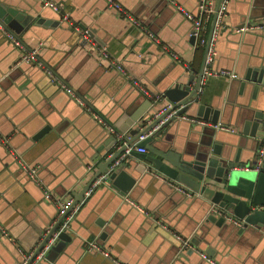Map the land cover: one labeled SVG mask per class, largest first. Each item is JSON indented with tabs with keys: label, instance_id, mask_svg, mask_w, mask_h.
<instances>
[{
	"label": "crops",
	"instance_id": "0c3cea01",
	"mask_svg": "<svg viewBox=\"0 0 264 264\" xmlns=\"http://www.w3.org/2000/svg\"><path fill=\"white\" fill-rule=\"evenodd\" d=\"M53 1L62 4L68 21L43 8L39 0H0L1 5L33 18L19 34L7 30L29 49L42 44L40 59L106 124L51 83L42 69L17 64L18 50L0 30V139L8 144L7 148L0 141V226L7 234L0 233V264H21L34 253L57 221L56 207L44 192L55 199L75 202L76 196L80 198L114 151H105L110 145L105 146L109 135L116 134L115 123L148 99L101 58L75 27L90 32V40L105 48L150 94L160 95L163 100L154 104L157 108L168 102L163 92L175 84L185 85L191 74L192 90L205 60L204 47L196 40L190 42L191 22L179 10L196 15L204 0H115L139 26L108 8L105 0ZM218 1L207 0L213 12ZM254 4L258 12L264 11V0H228L222 24L214 30L216 55L210 68L235 77L208 76L197 93L198 102L219 108L220 123L233 130H216L214 139L232 154L254 141L241 134L240 116L248 110L246 106H264V87L255 93L251 83L241 87L248 70L252 77L264 69V17L249 14ZM39 19L59 25H38ZM211 22L205 24L206 37ZM245 27L249 29L240 31ZM195 112L191 108L185 116L201 120ZM196 125L182 118L173 124L163 142L165 150L196 153L203 132L211 129L209 123ZM44 127L49 131L33 140ZM124 135L129 138L128 133ZM20 160L37 169L38 185L21 169ZM128 173L136 182L125 195L101 182V176L91 185L73 205L77 207L71 222L73 235L56 240L38 264H210L201 252L215 264H264V230L245 229L237 234L236 227L226 230L206 224L200 221V198L156 179L153 172ZM176 235L189 239L192 249H181ZM92 242L107 255L88 250Z\"/></svg>",
	"mask_w": 264,
	"mask_h": 264
},
{
	"label": "water",
	"instance_id": "95a60500",
	"mask_svg": "<svg viewBox=\"0 0 264 264\" xmlns=\"http://www.w3.org/2000/svg\"><path fill=\"white\" fill-rule=\"evenodd\" d=\"M220 3L221 0L218 1L212 13L211 27L204 47V59L215 30ZM255 8V4L249 8V14L254 13L257 16L264 17V11L258 12V9ZM32 20L33 18L19 13L16 9L0 4V21L6 29L13 33L19 34L22 32L24 27ZM36 23L48 26L59 25L58 21L49 23V21L45 22L41 19L37 20ZM61 26L68 28L63 24ZM71 28L74 29L72 26ZM89 34L91 35L90 32ZM195 40L193 36H190L191 43H195ZM108 64L110 65V62ZM18 66L20 65L15 64V67ZM203 68L204 63L192 90H190V86L194 76L191 74L185 85L175 84L163 92L164 98L172 103L171 108L161 111L160 108L156 107L157 105H154L149 99H145L146 104L140 105L132 113H125L115 123V127H117L115 133L123 135L128 133L129 138L123 136L118 139L115 135H109L105 147L110 145L111 148L108 147L105 151L112 149L114 151L108 154L102 166L99 167V171L93 174L81 191L80 198L79 196L75 197L73 205L83 199L84 194L100 176L103 177L101 182L125 195L136 182L128 172L132 173L134 170L136 174L143 176L149 171L162 176L173 186L189 190L194 196L200 198L202 201L200 204L202 210L200 221L206 224H214L215 227L226 230L230 227H236L237 234L243 233L245 229L264 230V106L263 108L252 107L251 103L246 106L248 110L240 116L242 121L241 134L254 138V141L250 143L246 140L247 145L241 146V149L236 148L235 153L232 154L229 148H223L222 142L214 140L218 134L212 125L221 124L219 120L221 111L219 108L208 107L198 102L197 91L202 80ZM246 83L252 84L253 93L264 87V69H258L252 77L248 70L241 87H244ZM191 108L196 109L195 114L198 119L209 123L211 126V129H206L203 132L204 136L199 142L200 147L197 152L187 153L183 150L178 154L173 148L165 150L167 146L163 142L167 141L168 130L182 116L187 115V111ZM152 110L155 111L151 112ZM134 125H137V127L132 128ZM196 126L199 127V124ZM47 131H49V127H44L33 136V140L39 139ZM150 131L153 132L149 136L137 142L139 136L148 134ZM228 146H232V143H228ZM133 147L143 149L145 152L139 153ZM128 148H132L128 156L113 166ZM101 150L103 149H99L98 152ZM246 150L250 152L248 157L243 156ZM102 156L104 154H101ZM95 159H99V157L95 156ZM130 159L137 161L136 164ZM59 223L60 220H57L48 231L46 230V235L34 251L33 258L56 231ZM69 234L70 236L73 235L72 223L70 232L60 233L57 240L68 239Z\"/></svg>",
	"mask_w": 264,
	"mask_h": 264
},
{
	"label": "built area",
	"instance_id": "2783aa9c",
	"mask_svg": "<svg viewBox=\"0 0 264 264\" xmlns=\"http://www.w3.org/2000/svg\"><path fill=\"white\" fill-rule=\"evenodd\" d=\"M42 4L43 8H48L50 10H52L53 12H55L56 14H58L61 17V20L63 21H68L67 19V13L64 12L62 4L57 3L53 0H39ZM171 1V0H170ZM105 2L108 5V8L113 9L115 12H117L118 14H120L121 16L129 19L134 25L139 26V23L136 20H133L130 15L122 8V6L116 2L115 0H105ZM228 4V0H222L220 3V6L218 8L217 11V18H216V23H215V28L221 23L222 24V18L224 17L225 13H226V7ZM179 8V7H178ZM179 10L183 13V15L191 22V32H190V36H193L196 41L199 43L200 46L205 47L206 43H207V37L205 36V24L208 22L209 16L212 15V10L211 7L209 6V3H207V0L201 2V4L198 6V11L196 15H193L185 10H182L181 8H179ZM251 28V27H250ZM75 29L77 31L80 32V34L83 37V40L87 43H89V45L95 49V51L97 52V54L103 58L106 59L107 61L110 62L111 67L115 68L120 74L124 75L127 80L130 81V83L132 84V86H134L135 88H137L138 91H140L145 97H147L153 104H158L160 103L163 99L160 95H153L150 94L141 84L139 81L135 80L134 78H132L131 76H129L126 71L124 70V68L122 67V65L117 62L116 60H114L113 58H111V56L108 54V52L106 51L105 48L97 46L95 44V42H93L92 40H90L89 38V33L86 30H81L78 27H75ZM247 27L245 28H241L240 31H246ZM0 30L5 34L6 38L13 43L14 47L18 50L19 53V57L17 60V64H31V65H36L37 67H39L40 69L43 70L44 74L49 78V80L51 81V83H53L54 85H56L60 90L64 91L72 101H74L78 106H80L81 108H83L85 111L90 112L93 114V117L95 120H97L98 122H100L101 124L105 125L106 123L103 121V119L101 118V116H99L97 114V112H95L91 107H89L86 102L84 101V99H82L78 94H76V92L70 88L69 86H67V84L61 79L59 78L53 71L51 68H49L39 57V52L40 49L42 47V44H38V46H36L35 48H31L29 49L26 45H24L21 40L12 32H10L9 30H7L4 25L0 22ZM148 36L156 41V38L148 33ZM214 41H215V36H214V32L213 35L210 39L209 45H208V50H207V54L205 57V61H204V68H203V79H202V83L204 82L205 78H207L208 76H220V75H225V76H230V77H235V75L233 74H229L226 71H217L214 72L211 70V64L214 61V57L216 55L215 52V48H214ZM175 57V56H173ZM202 92V88L199 87L197 93L198 95ZM172 107V103L170 102H166L160 109L161 111H165L168 108ZM183 120H189L191 121V123H195V124H200V125H208L207 122L205 121H201V120H197L194 118H187V116H182L181 117ZM213 128H215L216 130H224L227 132H232L233 130L231 128H228L222 124H215L212 125ZM153 131H150L148 134H144L138 137L137 142L138 141H142L144 140L147 136H149V134H151ZM116 138L121 139L123 136L125 137V135L123 134H115ZM1 143L4 144L5 146H7L8 148V144H6V139H0ZM134 148V147H133ZM130 149L132 148H128L122 155L121 158L119 160H117L113 166L117 165L119 162H121L123 159H125L128 156V153L130 151ZM134 150H136L139 153H144L145 150L140 149V148H134ZM15 158H17L15 156ZM18 160V158H17ZM19 165L21 166V168L25 171V173L27 174V176L29 177V179H31L33 182H35L37 185L40 183L37 177V169L36 168H32L29 166H26L25 163H23L21 160L19 161ZM154 176L157 179H161L163 181H166L163 177L158 176L157 174L153 173ZM101 181V180H100ZM175 188L179 189L181 192H183L185 195L187 196H194V194L192 192H190L189 190H183L180 187H176ZM44 197L46 200L52 202L57 210V215H56V220H60V223L58 225V228L56 229V231L49 237V239L46 241V243L41 247V249L35 254L34 258L32 257L34 255L30 254L27 255L26 258L24 259V261L21 264H38L39 261H41L42 259H44V257L46 256V253L48 252V250L51 248V246L55 243V241L58 238V235L62 232H70V226H71V222L73 220L74 214L77 211V207H73V200L71 198L68 199H55L51 196V194L46 190L44 192ZM125 200L133 207H135L137 210H139L140 212L144 213V210L138 206L135 202L129 200L128 198H125ZM214 212H216V210L213 209ZM237 225L238 223L235 222ZM0 233L4 236H7L5 230L2 229V227L0 226ZM177 240H179L180 242V248L181 249H192V245L189 239H184L181 238L179 235H176ZM88 250H99L101 253H104L103 250H101L98 245L96 243H89L88 244ZM105 255H107V253H104ZM200 255L207 260L210 264H215L211 259H209L204 253H200ZM32 258V259H31Z\"/></svg>",
	"mask_w": 264,
	"mask_h": 264
},
{
	"label": "trees",
	"instance_id": "16d2710c",
	"mask_svg": "<svg viewBox=\"0 0 264 264\" xmlns=\"http://www.w3.org/2000/svg\"><path fill=\"white\" fill-rule=\"evenodd\" d=\"M211 19H212V15H210V16H209V19H208V21H209V20H211ZM199 47H200V46H199ZM200 48H201V47H200Z\"/></svg>",
	"mask_w": 264,
	"mask_h": 264
}]
</instances>
